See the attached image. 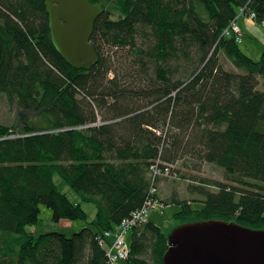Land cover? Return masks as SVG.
<instances>
[{
  "label": "trees",
  "instance_id": "1",
  "mask_svg": "<svg viewBox=\"0 0 264 264\" xmlns=\"http://www.w3.org/2000/svg\"><path fill=\"white\" fill-rule=\"evenodd\" d=\"M90 1L103 10L91 36L99 59L87 70L54 44L45 0H0V93L24 123L0 122V264H108L98 234L144 205L155 164L169 169L156 186L167 206L180 205L175 226L224 219L263 229L264 52L255 61L223 32L241 8L263 23L264 0ZM221 50L239 71L223 66ZM203 163L224 179L200 175ZM57 175L96 216L70 237L36 236L28 227L41 204L57 221L89 218ZM163 178H184L192 196L163 199ZM170 231L134 228L120 264H164Z\"/></svg>",
  "mask_w": 264,
  "mask_h": 264
},
{
  "label": "water",
  "instance_id": "2",
  "mask_svg": "<svg viewBox=\"0 0 264 264\" xmlns=\"http://www.w3.org/2000/svg\"><path fill=\"white\" fill-rule=\"evenodd\" d=\"M52 39L65 60L90 70L99 59L91 36L103 7L90 0H45ZM164 264H264V228L224 219L187 222L168 235Z\"/></svg>",
  "mask_w": 264,
  "mask_h": 264
},
{
  "label": "rangeland",
  "instance_id": "3",
  "mask_svg": "<svg viewBox=\"0 0 264 264\" xmlns=\"http://www.w3.org/2000/svg\"><path fill=\"white\" fill-rule=\"evenodd\" d=\"M238 24L242 29V42H240L239 46L241 50L249 57H251L255 61H259L262 58L264 52V23L257 22L254 17H252L247 12H241L239 10L238 14ZM220 62L223 66L230 71H239L238 68L231 62L224 51H220ZM260 88L264 89V86L261 84ZM20 108L18 107L15 101H10L5 94L0 93V122L6 123L9 125H14L18 127H23L24 123L21 121L20 116ZM190 161L191 168L188 169L189 172L194 173L192 169L194 164ZM185 167V161L181 160L176 165L175 168L177 171H181L179 169H183ZM200 175L212 177L215 179L222 180L224 179V173L222 168L210 164L203 163L202 171ZM56 181L60 185V188L64 190L71 200L75 202H80L83 208L89 214L88 220H71V219H61L59 221L55 220L54 213L51 208L48 206L41 204V212L39 221L28 227V231L34 233V235L38 236L44 232L50 231H59L65 233L67 236H72L75 232L83 229L86 226H90V221H92L96 216V206L92 202H83L79 196V194L70 186L66 185L62 178L57 175ZM188 181H185L184 178L173 179V178H163L160 181L159 189L160 195L163 199L170 197L171 194L175 191L181 192L182 196L191 197L192 195L188 191ZM193 197L197 198L196 194H193ZM194 208H201L202 204L197 201H193ZM180 209V205L178 204H170L165 210L162 212L161 209L151 210L149 212V220L155 225L163 228L166 232L170 229L172 230L175 227L176 220L174 219V214L178 212ZM171 232V231H170ZM133 231L130 233V239L132 240Z\"/></svg>",
  "mask_w": 264,
  "mask_h": 264
},
{
  "label": "built area",
  "instance_id": "4",
  "mask_svg": "<svg viewBox=\"0 0 264 264\" xmlns=\"http://www.w3.org/2000/svg\"><path fill=\"white\" fill-rule=\"evenodd\" d=\"M244 12V8L240 9ZM252 17H256L255 13L250 14ZM264 23V22H263ZM228 32L236 37L238 43L242 42V29L238 24V17L233 20ZM153 179L150 189V195L145 201L144 205L133 211L130 216L125 217L120 225L113 231L107 230L98 234L99 244L106 249L108 264H120L129 258L131 247L128 234L133 231L134 228L140 227L149 221V212L151 210L161 209L163 212L166 208L165 204L158 196V186H156V178L162 175H168L169 169L165 171L161 169L158 164L152 166ZM175 178V177H174ZM112 238L111 241L108 239Z\"/></svg>",
  "mask_w": 264,
  "mask_h": 264
},
{
  "label": "bare ground",
  "instance_id": "5",
  "mask_svg": "<svg viewBox=\"0 0 264 264\" xmlns=\"http://www.w3.org/2000/svg\"><path fill=\"white\" fill-rule=\"evenodd\" d=\"M232 22H233V21H232ZM232 22H231L230 25L224 30V32H223V36H224V35L227 36V37H231V36H232V33L227 31V29L230 28Z\"/></svg>",
  "mask_w": 264,
  "mask_h": 264
},
{
  "label": "crops",
  "instance_id": "6",
  "mask_svg": "<svg viewBox=\"0 0 264 264\" xmlns=\"http://www.w3.org/2000/svg\"><path fill=\"white\" fill-rule=\"evenodd\" d=\"M200 203L203 205V203H202L201 201H200ZM191 205L193 206V201L191 202ZM167 207H168V206H167ZM131 232H132V231H131ZM131 232H130V233H131ZM130 233L128 234V238H129V239H130ZM108 240L111 241L112 238H109Z\"/></svg>",
  "mask_w": 264,
  "mask_h": 264
}]
</instances>
